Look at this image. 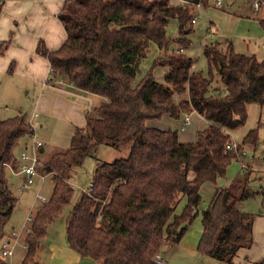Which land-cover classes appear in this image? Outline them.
<instances>
[{
  "label": "trees",
  "instance_id": "trees-1",
  "mask_svg": "<svg viewBox=\"0 0 264 264\" xmlns=\"http://www.w3.org/2000/svg\"><path fill=\"white\" fill-rule=\"evenodd\" d=\"M178 1L171 5L168 0H66L58 16L65 42L56 51L37 46L50 66L49 83L65 81L102 100L87 117L85 129L75 130L68 149L45 160L40 157L44 151L39 152L37 171L49 176L53 190L49 202L35 212L19 264H39L37 252L49 226L68 209L66 242L82 259L154 264V256L178 245L195 219L201 187L216 184L239 158V150L256 143L257 132L250 130L236 151L226 149L232 142L228 131L245 123L248 105H264V59L215 43L202 49L207 75L194 70L186 35L192 33L195 5L207 0ZM171 19L178 23L179 36L174 39L166 34ZM175 43L181 51L170 49ZM152 45L159 54L153 67L164 69L163 82L151 71L139 76ZM216 75L223 94L212 87ZM175 96L185 98L175 102ZM187 112L197 113L208 124L192 143H181L177 130L147 125ZM33 135L25 115L0 119V242L17 204L5 166L18 168L16 149ZM101 144L114 150L130 147L125 158L97 163L91 191L82 192L72 204L74 170ZM248 183L239 179L215 190L201 213L199 255L231 264L240 248L251 247L254 215L239 208L255 194ZM179 198L186 204L176 214ZM0 264L8 260L0 258ZM254 264H264V257Z\"/></svg>",
  "mask_w": 264,
  "mask_h": 264
},
{
  "label": "rangeland",
  "instance_id": "rangeland-1",
  "mask_svg": "<svg viewBox=\"0 0 264 264\" xmlns=\"http://www.w3.org/2000/svg\"><path fill=\"white\" fill-rule=\"evenodd\" d=\"M216 1L207 0L205 5L194 8L196 23L192 25V33L186 35V38L191 42L186 53L195 61L194 70L202 71L207 75L209 67L202 54V49L205 46L215 43H219L222 48L230 44L236 53L248 56L253 55L258 60L264 59V26L262 25V21H264L263 0H261V7L257 11H254L252 8V0H220L222 1V8H216L214 6ZM168 2L171 5L179 4L178 0H168ZM166 34L171 39L179 36L178 23L175 19L170 20L166 28ZM174 48L179 49L177 43L174 44ZM158 56L157 47L152 45L147 57L140 64L139 76L151 71L155 80L163 82L164 69L161 67H153V61ZM14 84L15 82L9 81L8 78L0 77V119L4 120L16 115H25L26 120L32 125L34 131L33 137L27 143V154L31 155L35 150V141H40L43 144L42 148L44 149V153L40 155L42 160L47 159L53 152L68 149L71 136L77 128L81 129L76 127V121L71 117V114L74 113L71 103L66 99H62L55 105H46L41 109V106L37 107L34 103L31 104L29 102L31 96L25 102H8L4 100L7 95L6 89L13 87ZM212 87H219L222 94L224 93L223 86L217 75L214 76ZM184 98L185 96L176 97V100ZM188 116L191 124L185 125L184 118ZM166 119L175 121L174 127H170L167 130L174 131L177 129L178 137L180 136L182 140H179L181 143L194 142L196 137L195 133L199 130L197 129V123L202 122L204 125L203 128L208 125L197 113L192 114L191 112L183 113L178 119H172L170 117ZM192 121L194 125H192ZM164 124L163 121L159 120L147 123L149 127L157 129L163 128L162 130H164ZM181 127H184V131H181ZM250 130H256L257 140L254 145L247 144L241 149V152H246V157H243L239 150V158L231 161L224 177L219 178L216 184H204L207 185V188H201L200 190L201 202L197 208V214L191 225L188 226L182 240L176 247L174 246L175 249H173L174 247H165L160 251L167 264H226L206 256H201L197 252V245L202 232L201 213L209 204V189L213 192L216 188L230 187L236 180L248 179L249 187L255 194L253 197L243 201L239 208L244 212L254 215V224L262 223L257 229L258 233L264 228V157L262 153L264 148V105H248L245 123L228 131L232 141L231 143L237 146L242 145L243 137ZM188 131H191V138L184 137ZM129 147L130 145L126 144L118 150H114L105 144H101L91 157L85 159L82 166L75 168L71 180V185L74 188L72 204L82 192H87L97 163H112L115 160L125 158L129 152ZM16 151L18 152L17 149ZM242 162H247L246 165L249 166L247 170L245 169L246 167H243ZM6 175L12 193L17 198V204L13 210L10 223H13L19 228L27 220V217L31 215L30 212L33 213L42 206L39 198H45L49 201L53 186L49 176L41 177L37 175L33 177L32 184L26 190H22L24 178L22 180L17 179L15 177L16 175H13L8 170L6 171ZM185 204V198H179L175 213L179 214ZM63 214L48 228L49 236L54 234L52 229L57 223L60 224L61 219L65 215ZM23 245L21 243V245H15L13 247L15 256L19 258L16 264L21 263L25 255V245L24 247ZM37 261L39 264H57L56 261L50 260L44 242L37 252ZM81 261L82 263L79 264H84V261L87 260L82 259ZM88 261L98 264V262L93 260Z\"/></svg>",
  "mask_w": 264,
  "mask_h": 264
},
{
  "label": "crops",
  "instance_id": "crops-1",
  "mask_svg": "<svg viewBox=\"0 0 264 264\" xmlns=\"http://www.w3.org/2000/svg\"><path fill=\"white\" fill-rule=\"evenodd\" d=\"M64 2V0H0V77L15 82L13 87L6 89L7 95L4 100L25 102L31 96L29 102L34 103L37 107L41 106L42 109L46 105H55L60 100L66 99L72 105L74 113L71 114V117L76 121V127L85 129L87 117L102 98L79 91L65 81L49 83V63L36 51L39 44L48 51H56L65 42L66 33L58 18ZM176 101L178 102L179 99H175ZM191 113L196 114L195 112ZM166 118L169 117L164 116L159 120L165 123L164 130L174 127L175 124V121H169ZM190 124L191 120L188 125ZM192 125H194L193 121ZM203 126L202 122L197 123V129L201 130ZM184 137L191 138V131H188ZM178 139L182 141L180 136ZM28 141L20 145L17 149L18 152L16 151L17 154L27 150ZM40 150L44 151L43 148L38 151ZM15 177L25 180L23 174H18ZM201 188H207V185H203ZM216 189L213 192L209 189V202ZM35 212H30V214L34 216ZM68 212L69 209L64 213L65 215L63 214L64 217L60 224L57 223L53 227L54 234L52 236L47 234L44 240L50 260L56 261L57 264L82 263V258L72 251L66 242L65 221ZM25 222L19 228L13 223H9L10 227L4 240L9 241L13 246L21 245V243L23 245L26 236ZM260 224L262 223L254 224L253 221L251 247L240 248L231 264H254L264 257V228L260 233L257 232ZM86 260L84 264H95L88 261L90 259Z\"/></svg>",
  "mask_w": 264,
  "mask_h": 264
},
{
  "label": "built area",
  "instance_id": "built-area-1",
  "mask_svg": "<svg viewBox=\"0 0 264 264\" xmlns=\"http://www.w3.org/2000/svg\"><path fill=\"white\" fill-rule=\"evenodd\" d=\"M66 1V0H64ZM261 0H252V8L254 11H257L261 7ZM200 4L195 5V7H199ZM216 8H222V1L217 0L214 4ZM227 7V6H226ZM192 24L196 23L195 17L191 20ZM181 51V48L179 49ZM190 122L189 116L184 118L185 125H188ZM181 131H184V127H181ZM35 150L32 152L31 155L27 154V151L24 150L18 155V168L15 170L10 165H6V170L10 171L13 175L23 174L25 176V180L22 185V190H26L31 184L32 179L34 176H41L38 171L37 167L39 165V149L42 148L43 144L40 141L34 142ZM238 148L237 145L234 143H229L226 145V149L230 151H236ZM38 149V150H37ZM241 152V151H240ZM242 156L246 157V152L242 151ZM263 157H264V148L262 150ZM251 160V159H250ZM243 167L245 168L247 165L246 163H242ZM45 177V176H41ZM92 187L89 184L88 192L91 191ZM42 206H45L49 201L45 198H39ZM34 222V216L29 215L26 220V227H25V234H29L31 232V227ZM13 245L7 241L3 240L0 242V258L2 260H8V264H16L19 258L15 256ZM154 264H167L164 257L161 254H157L154 256L153 261Z\"/></svg>",
  "mask_w": 264,
  "mask_h": 264
},
{
  "label": "water",
  "instance_id": "water-1",
  "mask_svg": "<svg viewBox=\"0 0 264 264\" xmlns=\"http://www.w3.org/2000/svg\"><path fill=\"white\" fill-rule=\"evenodd\" d=\"M172 48H173V46L171 45V46H170V49H172ZM39 152L42 153V150H40Z\"/></svg>",
  "mask_w": 264,
  "mask_h": 264
}]
</instances>
